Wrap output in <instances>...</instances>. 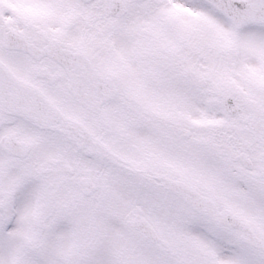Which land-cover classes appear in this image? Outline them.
I'll list each match as a JSON object with an SVG mask.
<instances>
[{"label":"snow or ice","instance_id":"obj_1","mask_svg":"<svg viewBox=\"0 0 264 264\" xmlns=\"http://www.w3.org/2000/svg\"><path fill=\"white\" fill-rule=\"evenodd\" d=\"M0 264H264V0H0Z\"/></svg>","mask_w":264,"mask_h":264}]
</instances>
